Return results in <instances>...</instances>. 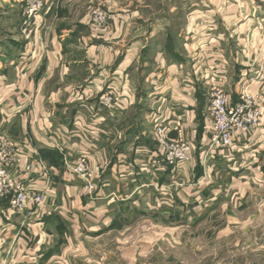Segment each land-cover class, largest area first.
<instances>
[{"label":"crops","instance_id":"1","mask_svg":"<svg viewBox=\"0 0 264 264\" xmlns=\"http://www.w3.org/2000/svg\"><path fill=\"white\" fill-rule=\"evenodd\" d=\"M137 1H46L31 25L33 42L0 43V123L23 161L44 162L45 171L35 166L24 182L47 194L34 217L31 205L18 215L0 201V264H45L59 235L73 244L72 238L98 236L130 214L175 221L194 207L215 206L225 192L220 174L231 183L247 171L253 178L244 184L264 180V115L260 130L234 139L231 160L219 153L203 165L197 150L210 130L213 86L238 102L243 37L264 51V26L251 24L255 17L243 14V0L232 9L230 3L219 12H193L188 25L175 30L161 9ZM21 3L0 0V14L20 16L23 31ZM91 5L110 14L107 30L94 38L85 13ZM260 92L264 86L254 94ZM104 94L116 101L103 107ZM156 122L171 126V138L194 143L190 164L165 165L153 140ZM82 156L95 184L92 195L64 168Z\"/></svg>","mask_w":264,"mask_h":264},{"label":"rangeland","instance_id":"2","mask_svg":"<svg viewBox=\"0 0 264 264\" xmlns=\"http://www.w3.org/2000/svg\"><path fill=\"white\" fill-rule=\"evenodd\" d=\"M25 1L23 0L20 7L25 16L23 31L17 27L20 16L9 14L10 17L7 19L3 17L5 15L0 14V43L8 41L7 46H10L9 39L15 37L20 43L33 42L31 25L41 11L28 17ZM46 1L53 2L43 0V9ZM146 2L153 12L161 9V12L171 17L170 25L175 30L188 25L187 19L193 12L195 14L219 12L230 6V3L232 9L236 0H146ZM147 4L140 0L135 3L141 7ZM95 8L110 16L104 8L91 5L85 12L88 25L92 21L91 12ZM243 14L255 17L254 23L251 24L260 23L264 26V0H243ZM6 30H9V33H5ZM263 30L264 27L261 34H264ZM91 32V37L97 36L92 30ZM246 37H243L246 45H243V64L246 66L243 70L245 71L243 90L258 101L262 115L261 129L264 92L254 93L264 86V66L258 65L264 60V51L259 41L251 37L247 40ZM2 58L5 56L0 54V61ZM255 83L258 84L252 87L251 85ZM4 135L14 148L15 158L22 159L19 147L9 139L6 132ZM250 172L243 173L245 179L240 181L237 179L232 183L227 182L226 178L220 180L224 178L220 177L221 174L218 175V182L223 188L221 192L225 191L223 198L210 208L203 206L202 209L195 211V207L192 206L194 210L184 211L181 215L183 217L175 221L169 218L165 221L167 217L156 213L146 217H132L130 214V218H127L130 220L125 222L119 220L118 224L98 236L84 235L77 239L72 238L73 244H68L66 239L59 235L60 238H55L51 242L53 246L48 251L50 255L54 254L52 255L54 257L45 264H264V183H262L264 180L253 179L255 183L244 184L250 177L253 178ZM245 191L247 193H244ZM0 201H7L9 204L8 199Z\"/></svg>","mask_w":264,"mask_h":264},{"label":"built area","instance_id":"3","mask_svg":"<svg viewBox=\"0 0 264 264\" xmlns=\"http://www.w3.org/2000/svg\"><path fill=\"white\" fill-rule=\"evenodd\" d=\"M28 17L43 10V0H26ZM90 28L93 33L107 30L110 16L95 8L92 12ZM116 101L112 94H104L101 98L103 107L111 106ZM211 119L210 130L205 141L197 147L201 151L202 164L209 165L211 158L219 153H226L231 160L234 148V139L239 135H249L261 127V109L258 101L243 88L238 97V102L232 103L227 93L222 88L214 85L207 108ZM171 126L156 122L152 128L153 140L158 146L159 157L166 166L176 168L190 164L195 151L194 143L182 139L180 136L171 138ZM3 124L0 123V199H8L10 211L21 215L28 205H31L30 217L36 213L33 208L40 210L44 207L46 193L29 189L24 182V176L35 170V166L45 171L44 164L29 160L15 158L14 148L4 135ZM15 158V159H14ZM66 172L78 178L83 183L87 194L95 192L87 159L82 156L74 162L65 163ZM45 174H43L44 176ZM33 191V192H32Z\"/></svg>","mask_w":264,"mask_h":264}]
</instances>
